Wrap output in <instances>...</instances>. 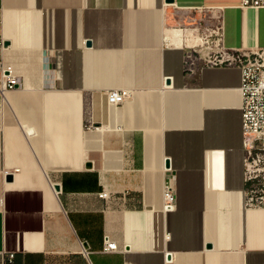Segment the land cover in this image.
I'll use <instances>...</instances> for the list:
<instances>
[{"label": "crops", "instance_id": "0c3cea01", "mask_svg": "<svg viewBox=\"0 0 264 264\" xmlns=\"http://www.w3.org/2000/svg\"><path fill=\"white\" fill-rule=\"evenodd\" d=\"M240 3L0 0V61L21 79L0 87V264H264V207L235 188L234 155L218 186L205 166L210 91L232 99L203 72L239 68H185L212 16L228 49L264 48V8Z\"/></svg>", "mask_w": 264, "mask_h": 264}, {"label": "built area", "instance_id": "2783aa9c", "mask_svg": "<svg viewBox=\"0 0 264 264\" xmlns=\"http://www.w3.org/2000/svg\"><path fill=\"white\" fill-rule=\"evenodd\" d=\"M243 8H264V0H241ZM203 7L200 10H212ZM196 43L188 45L185 52V68L190 73L204 67H238L241 70V114L244 137V180L245 204L249 208L264 207V48L256 50H231L224 44V28L220 16H212ZM21 79L12 66L0 61V87L14 89ZM129 96L126 89H112L106 93L111 105L124 103ZM100 197L109 198L103 191ZM164 209L175 208L176 194L172 177L164 184ZM103 250H118L115 241L106 238ZM4 256L5 252H0ZM14 252L8 253V260L14 259Z\"/></svg>", "mask_w": 264, "mask_h": 264}, {"label": "bare ground", "instance_id": "6f19581e", "mask_svg": "<svg viewBox=\"0 0 264 264\" xmlns=\"http://www.w3.org/2000/svg\"><path fill=\"white\" fill-rule=\"evenodd\" d=\"M167 36V35H166ZM165 36V37H166ZM167 42V41H166ZM170 43V42H169ZM174 46V45H173ZM205 80L207 85H210L211 89L216 88L220 89L219 91H223L225 95H228V98L231 97V102L221 101L219 103L218 99L215 97L217 90L212 89L210 91V108L211 113L217 111L218 122L212 123L215 126L210 128H205V134L210 136V140L207 141L205 151L208 152L209 157L206 158V167H210L211 169V184L214 185L218 182H223L228 179V172L231 162V155L235 157V188L242 190V182L244 181V174L242 172V150H243V126H242V118H241V73L239 69H216V68H208L204 70ZM209 83V84H208ZM179 81L177 79V84L174 86L181 87L179 85ZM224 102V103H223ZM219 106V107H218ZM214 107V108H212ZM226 111V115L224 116L225 121L227 122V126H224L223 117L220 114L221 111ZM221 115V117H220ZM212 122V115H211ZM225 124V125H226ZM227 134H230V138H227ZM206 152V153H207ZM208 160V162H207ZM175 168V165H172ZM181 165H177V169H179ZM222 169V175L218 174L217 168ZM221 173V172H220ZM206 174V172H205ZM224 183V182H223ZM221 185V184H220ZM216 186V187H217ZM53 187V184H52Z\"/></svg>", "mask_w": 264, "mask_h": 264}, {"label": "water", "instance_id": "95a60500", "mask_svg": "<svg viewBox=\"0 0 264 264\" xmlns=\"http://www.w3.org/2000/svg\"><path fill=\"white\" fill-rule=\"evenodd\" d=\"M167 2H174V0H167ZM5 44H6V45H9L8 42L5 43ZM87 45L90 46L91 43L88 42ZM167 82H168V84H170V81H169V80H168ZM168 160H169V161H168ZM166 167H167V168H171L170 159H167ZM7 180H8V181H13V180H14V176H13V175H8V176H7ZM55 188H56L57 190H59V186H58V185H55ZM208 247H211V245H208ZM168 258L170 259L169 256H168Z\"/></svg>", "mask_w": 264, "mask_h": 264}, {"label": "rangeland", "instance_id": "374dc122", "mask_svg": "<svg viewBox=\"0 0 264 264\" xmlns=\"http://www.w3.org/2000/svg\"><path fill=\"white\" fill-rule=\"evenodd\" d=\"M228 17H229V12H227V19H228Z\"/></svg>", "mask_w": 264, "mask_h": 264}]
</instances>
